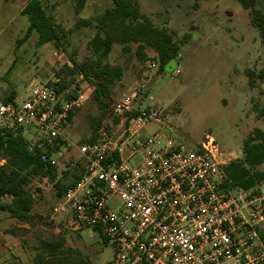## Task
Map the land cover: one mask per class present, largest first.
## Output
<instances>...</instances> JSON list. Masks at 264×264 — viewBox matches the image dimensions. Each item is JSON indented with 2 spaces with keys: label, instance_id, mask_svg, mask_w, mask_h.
I'll return each mask as SVG.
<instances>
[{
  "label": "rangeland",
  "instance_id": "374dc122",
  "mask_svg": "<svg viewBox=\"0 0 264 264\" xmlns=\"http://www.w3.org/2000/svg\"><path fill=\"white\" fill-rule=\"evenodd\" d=\"M29 1L0 0V92L5 98L13 93L17 101L40 85L56 81L55 73L60 69H72L75 63L93 57L88 45L95 29L93 25L79 26L78 22L93 20L111 7L110 0H83L77 12V0H38L59 35L64 36L58 43L37 46V33L23 40L29 21L21 11ZM134 1L155 27L166 29L179 44V54L160 70L152 49L146 48V58L139 60L135 44H130L125 53L121 45L114 44L106 61L121 66L123 74L111 87L107 116L97 127L100 110L91 100L93 88L87 84V99L72 112L67 138L77 144L85 143L93 134L96 141L106 135L107 142L114 143L129 116L154 108L162 120L160 124L149 123L146 134L161 129L188 149H195L211 137L226 163L240 159L243 140L253 129H264L262 119L257 118L264 109L263 80L259 78L264 72V44L252 24L250 11L243 9L238 0ZM248 73L252 74L254 88L249 86ZM63 77L71 79L69 75ZM87 85L80 82V86ZM124 96L132 97L133 110L116 117L113 107ZM25 137L29 139V133L25 132ZM125 158L130 156L126 154ZM131 158L130 165L140 161L139 155ZM56 159L65 185L84 164L73 148L61 149ZM64 172L67 175L63 176ZM259 188L264 191V180ZM28 189L35 200L34 225L24 237H13L6 234L8 229L29 226L0 214V264H33L34 247L58 234L65 239L64 248L75 251L88 264L112 261L110 242L97 232L72 233L66 229L62 215L56 211L59 198L52 182L35 178Z\"/></svg>",
  "mask_w": 264,
  "mask_h": 264
},
{
  "label": "built area",
  "instance_id": "2783aa9c",
  "mask_svg": "<svg viewBox=\"0 0 264 264\" xmlns=\"http://www.w3.org/2000/svg\"><path fill=\"white\" fill-rule=\"evenodd\" d=\"M64 98L46 83L21 101L0 92V133L15 127L30 135L29 150L57 166V153L73 148L84 173L59 199L56 209L72 233L92 230L110 242L109 264H264V191H222L223 153L207 137L188 149L164 132L146 134L161 122L158 110L127 118L119 139L73 143L66 136L68 114L87 99V86ZM85 83V82H82ZM132 97L113 107L116 117L131 112ZM128 154L130 158H125ZM139 155L140 161L130 165Z\"/></svg>",
  "mask_w": 264,
  "mask_h": 264
},
{
  "label": "trees",
  "instance_id": "16d2710c",
  "mask_svg": "<svg viewBox=\"0 0 264 264\" xmlns=\"http://www.w3.org/2000/svg\"><path fill=\"white\" fill-rule=\"evenodd\" d=\"M111 7L93 20H80L79 26L93 25L95 33L89 41V49L93 57L73 68L64 67L55 73L56 81L49 82L56 86V91L64 98L76 96L79 86L75 85L76 78L90 85L93 90L91 100L100 110L97 127L105 120L108 113V99L111 87L121 79V66H112L106 58L112 46L119 44L122 52L129 51V45H136V56L139 60L146 58V48L152 49L157 57L159 69L164 67L179 54L180 46L175 42L166 29L155 27L152 22L140 11L134 0H110ZM241 7L249 10L252 24L258 30L261 42L264 44V0H238ZM83 7V0L76 1V11ZM21 14L27 16L29 25L23 40L37 33V46L47 43H58L64 36L59 35L57 26L46 14L38 0H30L22 9ZM63 74L71 76L66 80ZM262 79L264 97V72L259 75ZM249 86L255 87L252 74L248 73ZM74 86V89H71ZM12 93L6 98L14 100ZM107 110V113H106ZM109 109V113H110ZM72 113L68 114V122ZM135 115V113L133 114ZM130 117V116H129ZM128 117V118H129ZM264 124V109L257 114ZM95 131V130H94ZM95 135L85 143L92 144ZM29 141L22 128L15 127L0 133V213L15 219L29 227H12L6 231L13 237H24L34 225L36 215L32 213L35 200L28 189L35 178H46L54 184L61 198L66 189L78 180L84 173L82 166L79 173H73L72 181L65 185L59 177L57 166H53L40 159V155L29 150ZM264 129L255 128L242 143V157L230 161L223 167L224 178L221 190L229 191L234 188L251 189L259 186L264 180ZM68 172H64L63 176ZM260 238L264 243V231H260ZM65 239L58 234L51 239L41 240L34 247L33 264H88L75 251L64 248ZM17 264V263H9Z\"/></svg>",
  "mask_w": 264,
  "mask_h": 264
},
{
  "label": "crops",
  "instance_id": "0c3cea01",
  "mask_svg": "<svg viewBox=\"0 0 264 264\" xmlns=\"http://www.w3.org/2000/svg\"><path fill=\"white\" fill-rule=\"evenodd\" d=\"M0 214H3V213H0ZM11 219H12V218H11ZM1 247H3V245L0 243V250H2Z\"/></svg>",
  "mask_w": 264,
  "mask_h": 264
}]
</instances>
